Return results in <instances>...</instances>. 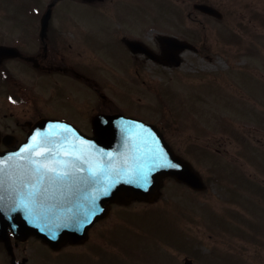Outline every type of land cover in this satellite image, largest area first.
Here are the masks:
<instances>
[{
  "label": "rangeland",
  "instance_id": "374dc122",
  "mask_svg": "<svg viewBox=\"0 0 264 264\" xmlns=\"http://www.w3.org/2000/svg\"><path fill=\"white\" fill-rule=\"evenodd\" d=\"M50 1L0 0V35H19L29 7L38 2L43 13ZM203 1L223 19L194 7ZM52 10L55 20L86 26V63L110 101L102 111L157 125L207 185L194 191L166 179L154 202L112 204L86 245L67 249L76 254L69 260L85 264L86 250V264H264V0H132L115 9L59 0ZM120 33L156 52L164 34L193 48L178 66L162 65L128 52ZM96 98L86 87V111Z\"/></svg>",
  "mask_w": 264,
  "mask_h": 264
},
{
  "label": "water",
  "instance_id": "95a60500",
  "mask_svg": "<svg viewBox=\"0 0 264 264\" xmlns=\"http://www.w3.org/2000/svg\"><path fill=\"white\" fill-rule=\"evenodd\" d=\"M197 6L220 16L209 6ZM49 17L50 8L42 20ZM126 43L133 52L144 50L149 57L174 65L180 62L178 53L190 46L178 43L167 59L166 49L161 56L142 49L138 41ZM9 50L0 45V52ZM92 125L93 136H85L70 124L42 120L14 153L0 154V211L6 213L5 217L0 214V220L16 228L20 237L35 234L53 248L82 241L92 223L108 214L109 203L154 201L166 176L194 189L205 188L199 174L173 153L154 125L122 115H97ZM39 165L45 166L42 173L56 167L68 171L70 178L49 186L48 173L39 183L35 171ZM25 187L32 190L27 200L18 192ZM37 187L40 194H33ZM15 206L17 213L8 215Z\"/></svg>",
  "mask_w": 264,
  "mask_h": 264
},
{
  "label": "flooded vegetation",
  "instance_id": "af4514ba",
  "mask_svg": "<svg viewBox=\"0 0 264 264\" xmlns=\"http://www.w3.org/2000/svg\"><path fill=\"white\" fill-rule=\"evenodd\" d=\"M58 1L51 0L43 13L39 1L32 4L31 19L23 22L24 29L19 35H0V45L10 49L0 52V153L15 151L42 119L65 120L86 133V113L91 120L97 113L108 112L102 111L104 104L110 102L101 92L100 83L104 79L97 77L91 63H86V42L80 35L86 26L81 30L77 24L53 19L52 9ZM76 1L86 5V0ZM130 1L100 0L104 7L112 9ZM206 2L202 4L210 5ZM49 8L50 17L44 22L42 17ZM220 14L221 18L216 19H223ZM132 34L119 35V42L128 52L126 40L136 39ZM86 87L97 95V103L89 111H86ZM81 245L86 242L50 249L34 236L16 237L14 230L0 220V264H67V261L74 264L69 257L76 254L67 249ZM43 247L50 254L49 260L44 258ZM81 254L86 264V250Z\"/></svg>",
  "mask_w": 264,
  "mask_h": 264
},
{
  "label": "snow or ice",
  "instance_id": "6c2138e0",
  "mask_svg": "<svg viewBox=\"0 0 264 264\" xmlns=\"http://www.w3.org/2000/svg\"><path fill=\"white\" fill-rule=\"evenodd\" d=\"M44 168H45L44 165H39L35 169L36 173L39 176V183H43L45 176L48 173H51V175H47V181H48L49 186L58 185L70 178V173L66 170L58 171L56 167H52V168H48L47 172L42 173V169ZM47 191L48 189L45 188L44 192H47ZM33 194H40V189L37 187Z\"/></svg>",
  "mask_w": 264,
  "mask_h": 264
}]
</instances>
